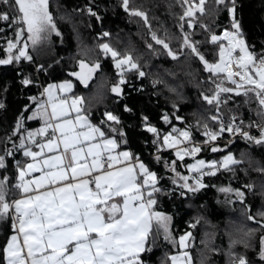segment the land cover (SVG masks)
<instances>
[{"label": "snow or ice", "instance_id": "1", "mask_svg": "<svg viewBox=\"0 0 264 264\" xmlns=\"http://www.w3.org/2000/svg\"><path fill=\"white\" fill-rule=\"evenodd\" d=\"M237 2L176 0L181 9L178 33L164 29L158 35L143 6L117 0V7L130 20L140 18L150 34L142 63L140 54L113 45L99 5L87 0L73 12L86 15L89 28L92 20L100 26L94 43L78 47L66 78L45 84L39 74L54 71L62 58L38 62L33 53L51 45L53 34L63 43L49 0H0V32L5 33L0 37L5 41L0 66H13L22 95L33 87L38 92L27 95L28 102L0 133V221L9 222L11 232L0 245V264H148L145 255L161 235L178 250L168 255L171 264H194L188 250L191 229L207 222L204 198L213 189L217 204L230 205L233 211L238 207L256 227L240 223L226 230V249L211 243L215 233H205L201 243L207 252L222 254L225 264H264V204L254 208L248 201L257 187L264 196V162L253 155L259 151L264 156V40L259 46L249 42L237 17ZM221 12L227 13L229 23L217 33L215 18ZM207 44L214 46L218 58H206L202 49ZM161 56L189 68L202 65L208 74L196 81L202 111L187 122L180 111L185 97L155 77L151 82L157 99L158 84L173 94L165 98L170 107L159 112L161 123L141 111L138 124L126 125L124 114H135L127 103L130 93L144 92L143 81L153 76L145 67L151 57ZM103 61L115 70L107 88L111 95L77 94L75 82L88 88ZM26 66L36 75L25 71ZM100 80L108 84L109 78L102 74ZM8 91L7 84L0 85V111L8 109ZM230 94L243 96V103ZM253 100L255 108L250 106ZM243 105H249L247 118ZM36 119L40 126L29 127L27 122ZM129 128L143 134L140 143L147 159L132 150ZM241 142L244 148L238 147ZM250 170L260 174L259 185L241 178L249 177ZM225 174H230L227 184L215 183ZM162 198L178 200L193 213L186 222L189 230L178 237L172 231L173 215L159 210ZM237 245L243 251L235 250ZM196 264L213 261L205 254Z\"/></svg>", "mask_w": 264, "mask_h": 264}, {"label": "trees", "instance_id": "2", "mask_svg": "<svg viewBox=\"0 0 264 264\" xmlns=\"http://www.w3.org/2000/svg\"><path fill=\"white\" fill-rule=\"evenodd\" d=\"M138 6H143V9L149 16L150 23L154 31H157L158 35L164 34V29H167L169 33H178L176 27L177 16L180 14L181 9L176 3V0H135ZM87 3V0H49L50 8L54 19L56 20L57 27L62 32L63 43L60 39L55 37L54 42V54L53 57L61 59V64L54 65V71L50 70L48 75L43 73L40 75V80L46 83H58L60 80L66 78V72L71 70L75 65L72 59L76 55L79 46L87 45L91 47L95 40L96 32L99 31L100 26L91 21L93 27L89 28V18L86 15L73 12V8L77 6H83ZM96 4L99 5V10L104 15V27L111 31L113 34L112 43L115 47L123 49L127 47L133 52L134 55L140 54L143 58H147L148 49L145 47V42H152L147 27L144 25L140 18L134 17L131 20L120 8L117 7V0H96ZM237 17L241 20L243 31L250 43L257 46L264 40V0H238L237 2ZM229 18L226 12H221L218 17L215 18V24L219 25L215 30L220 33L224 27H227ZM199 32V29H196ZM10 31V30H8ZM5 35L4 32H0V37ZM118 38V39H117ZM203 38V37H198ZM5 41L0 39V45ZM173 47L176 46V41H172ZM206 55V58L210 61L216 59L214 46L207 44L202 49ZM258 50V47H257ZM0 56H3V50L0 48ZM37 59V58H36ZM38 60V59H37ZM50 62L51 60L44 59L38 62ZM25 71L32 72L33 76L36 73L32 70L31 66H26ZM145 71L153 74L149 79L143 81L144 92L143 93H130V98L127 103L134 109L133 114H124L125 124H138V117L141 111L147 113L153 118L156 123H161L158 120L159 112L161 109L170 107L166 105L165 98L172 96L173 94L168 91V88L164 84H158L156 90L159 92V99L156 95H153L154 89L152 86V78L159 77L162 81H165L168 86L175 88L176 91L181 92L185 97V100L181 104V115L185 116L187 122L194 121L193 113L202 111V101L198 100L197 94L199 88L196 84L197 79L206 77L208 74L202 71V65L193 63L189 68L186 64H179L172 61L166 56L151 57L148 65L145 67ZM115 70L112 68L109 61L102 62L101 72L96 74L94 80L90 82L89 87L85 88L80 85L79 82H75L74 91L77 94L83 95L86 98L90 96L93 91L98 95L105 94L111 95L107 92V88L110 86L114 77ZM191 72V75L188 73ZM171 73V74H170ZM106 75L109 78L108 84H102L100 80L101 75ZM174 74V75H172ZM139 83V81H134ZM7 84L9 91L6 93L5 98L8 104L7 111H0V133L3 129L8 127L16 115L18 109L27 103V95H38L35 87L31 90H24V94L16 83V75L13 70V66H0V85ZM234 100L243 103V96L235 97ZM111 106V101H108ZM252 108L256 107V103L253 100ZM249 105H243L241 111L248 116ZM103 110L102 107L100 109ZM255 118V114H252ZM92 119L94 121L99 119L96 109H93ZM31 128H37L40 126L39 120H33L27 122ZM180 126V125H178ZM128 137L131 142V148L134 152L140 153L142 158L147 159V153L142 150L140 143L142 133L139 128H129ZM239 148H244V144L241 142L238 145ZM170 151V150H168ZM261 162H264V156L259 151L253 154ZM212 154H208L211 158ZM216 158H219L218 156ZM188 162H192L191 158L186 157ZM183 171V169H181ZM230 174H225L220 177V180L215 183L227 184L229 182ZM241 178L247 182L248 178L253 179L257 185L260 182V174L254 171H249V177ZM233 185L239 183L237 180H232ZM208 202V210L204 212L206 218L205 222L202 220L195 229H191L193 237L189 241V251L191 252L194 260V264L198 262L206 254L208 255L213 264H225V257L220 254L208 253L207 249L201 243L204 239L205 233H215L212 237L211 243L222 249L228 247V237L225 235L226 230H231L232 227L243 223L249 227H256L251 222L247 221L240 215L239 208L235 211L228 210L216 203L215 189L211 190L204 198ZM248 201L254 208L260 207L264 204V196L259 192V187L255 194L248 197ZM201 203L204 201H200ZM159 210L173 215L172 231L177 237L183 234L184 231L189 230L187 221L190 220L193 215L192 211L181 204L180 201L174 203L167 198H162ZM231 222V224H230ZM10 224L6 221H0V245L5 242V237L10 235ZM260 233L256 234V241L258 243V237ZM237 251H243V249L237 245ZM169 255V246L163 241L162 235L157 238L155 246L152 252L145 255V259L148 260V264H161L162 261H166V264H170V260L167 259ZM249 255H252V251L249 250Z\"/></svg>", "mask_w": 264, "mask_h": 264}, {"label": "rangeland", "instance_id": "3", "mask_svg": "<svg viewBox=\"0 0 264 264\" xmlns=\"http://www.w3.org/2000/svg\"><path fill=\"white\" fill-rule=\"evenodd\" d=\"M52 41H53V43L51 45H45V46L41 47L39 49L38 54L37 53H33V55L40 61H43L44 59L51 60V58L53 57V54H54L55 34H53V36H52ZM29 51H31V47L29 48ZM221 206L226 208V209H228V210H230V211L232 210V207L230 205H221ZM169 247L174 248L171 244H170ZM172 254H179V253L178 252L171 253L170 255H172ZM170 264H171V262H170Z\"/></svg>", "mask_w": 264, "mask_h": 264}, {"label": "crops", "instance_id": "4", "mask_svg": "<svg viewBox=\"0 0 264 264\" xmlns=\"http://www.w3.org/2000/svg\"><path fill=\"white\" fill-rule=\"evenodd\" d=\"M38 120V119H37ZM38 128V127H37ZM163 237V236H162ZM164 241V240H163ZM165 242V244L166 245H168V246H170V244L168 243V242H166V241H164ZM176 252H178V250L176 249V248H172V247H169V255L171 254V253H176Z\"/></svg>", "mask_w": 264, "mask_h": 264}]
</instances>
